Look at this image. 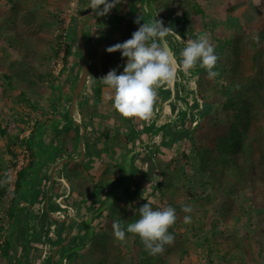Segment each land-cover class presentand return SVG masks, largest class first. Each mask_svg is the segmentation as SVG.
<instances>
[{
    "label": "trees",
    "instance_id": "trees-1",
    "mask_svg": "<svg viewBox=\"0 0 264 264\" xmlns=\"http://www.w3.org/2000/svg\"><path fill=\"white\" fill-rule=\"evenodd\" d=\"M73 2L74 0H0V12L2 7L7 8V11L0 13V42H4L6 47L11 48L15 53L22 56L21 61L14 60L13 55L5 47L1 48V102L6 101L14 93L15 102L20 104L23 102L28 103L27 92L36 91L40 84L43 85L47 82L46 79L54 78L52 67L54 68V65L58 63L57 58L60 57L61 41L64 38L63 32L65 31L64 29L62 33L56 34L58 30L62 29L59 25L61 24L59 19ZM27 4L31 6L29 10L27 9ZM22 11H25L26 14L21 18L20 13ZM44 12L48 13V16H44ZM22 19L23 23H21ZM128 19L123 20L121 26L126 37L131 39L132 34L138 30L140 24L147 21L141 15L139 18L131 17ZM137 20L140 21V24L136 23ZM41 33H46L48 36L51 35V38L40 37ZM83 38L87 52L90 55L89 42L84 31ZM261 38L258 42L253 40L247 43L244 38L239 37L237 42L232 44V50L224 57L230 58L231 62H223L221 64V73L225 76V87H221L219 92L211 90L218 96V100L212 101L209 94L211 91L204 89L199 93L203 99V104L194 103L191 105L193 110L199 111L201 123L197 129L192 128V132L189 130L182 136L178 134L175 128L170 127L167 131V137L173 140L174 144L180 138L181 141L189 146L191 143L192 146L190 152L184 151L180 159L166 160L165 158V160H160L156 164V170L159 171L162 180L155 185V190L160 194V199L166 201V207L171 206L176 210L178 217L177 222L169 229V232L175 237L174 243L165 245L161 254L151 255L137 235L126 233V240L124 242L118 241L114 237L113 222L119 221L123 225L122 222L129 213L130 208V202L121 198L110 206L109 224L94 230L89 244L92 249V255L82 257V262L77 264H127V255L131 249L129 243L132 239L136 240V244L139 246V254L142 256L138 257V259L132 257L130 264H161L163 260L164 264H166L167 256L178 250L182 254L185 252L183 248L187 241L179 233L181 227H188L189 225V223L184 222V217L188 216V213L182 211L184 206L192 208L189 215L191 221H193L192 230L194 232L192 239L201 233L206 235L205 247L208 250L207 256L211 260V264H243L247 261L255 264L256 261L258 262L253 256L251 239L240 240L237 234L225 230L217 231L216 228L219 220H222L223 224L227 225L234 218L240 221L249 215V209L243 203V201L246 202V193L250 192V197L252 198V201L249 199L248 206L253 204L254 200H264V36ZM36 49L41 53L40 56L44 59V65H50L53 62V66L50 65V69L44 74L38 73L31 65L32 55L36 53ZM71 53L72 48L69 44L62 58L64 68L60 74L65 72ZM180 63L182 64V61ZM17 66L18 70H16ZM125 66L126 64L121 56V69ZM229 66H231L230 72L227 71ZM80 70L81 68L79 72ZM217 72L219 73V71ZM100 79L99 77L95 79L96 83L93 87L95 96L99 101H101L102 95V85L98 83L101 81ZM88 105L87 100L80 98L78 108L83 120H86L84 108ZM32 107L35 108V105L32 104ZM4 114L3 111L0 112V139L4 140V148L12 160L11 165L13 167L16 165L14 162L17 157L14 151L16 146L26 144L28 149L33 152L30 166L18 172L14 195L24 196L25 201L33 197V204L36 205L40 202L35 198V195H27L28 192H32L34 185L27 177L32 172L31 169H34L33 166L37 161V155H35V148L33 147L35 143L34 136L33 138L31 136L28 139H20V133L22 134L26 131L24 126L28 124L23 117L18 128L19 133L16 135L12 133V135L10 133V123L2 120L1 115ZM178 125H180L179 122L172 126ZM189 125L191 126V123ZM253 126H255L254 129L250 131ZM253 131L254 137L258 142L257 148L261 152L258 167L254 160L255 147L251 143H247L250 133ZM79 132V127H68L62 131L53 129L54 137L57 136L61 140L63 149L65 147L69 148L71 143L77 144L79 142ZM189 135H194L195 137L189 140ZM126 139L127 137L121 139V142L126 143ZM166 143L167 141L163 137V146L167 147ZM142 161L143 163L148 162L145 157L142 158ZM182 165L188 166L190 169L194 167L197 169V184L192 186L185 184L187 177L183 169H181ZM78 166V164H68L71 169L66 177L71 186L69 198L74 199L73 194H75L77 197L84 199L90 196L94 190L98 194L110 187L118 189L125 183L123 177L126 173L122 172L120 175L118 165H114V168L109 167L106 169L97 178V181L95 176H91L88 173V169L82 170ZM1 168H4V165H0V170ZM150 168L151 171L154 170L153 164H151ZM228 177H231V179ZM198 187L202 192L198 191ZM139 189V183H136L134 188H127L125 192V195L129 196L137 207L147 203L141 200L142 195ZM10 190L8 177L3 171L0 176V204H2ZM208 190H212V192L205 194ZM218 190H221L219 195L215 193ZM218 196L222 200L219 207L220 219L217 218L216 222L211 225V230H208L204 222L199 219V215L200 212H203L204 216H206L208 206L219 204L217 202ZM119 203L122 205L121 209L118 207ZM152 207L153 210H162L153 204ZM197 209L199 211H196ZM97 212L100 216L101 211L97 210ZM258 214L263 213L261 211ZM19 215L20 212H8V218L11 222L13 220L19 221ZM43 218L48 219L47 213H45ZM139 218L140 216L136 217L134 222ZM2 221L3 219L0 217V261L6 264L10 261L14 246L9 239H5L2 236ZM81 226L84 233L89 231L88 224L83 223ZM22 231L24 232V230ZM70 248L72 251L70 250L68 252L70 254L67 253L68 256H66L67 259L72 260L78 256V253H72L75 251V246ZM38 253V256L41 257L42 251L38 250ZM238 258L243 262H239ZM63 261L64 258L57 262L61 264ZM257 262L256 264H258Z\"/></svg>",
    "mask_w": 264,
    "mask_h": 264
},
{
    "label": "rangeland",
    "instance_id": "rangeland-1",
    "mask_svg": "<svg viewBox=\"0 0 264 264\" xmlns=\"http://www.w3.org/2000/svg\"><path fill=\"white\" fill-rule=\"evenodd\" d=\"M27 3V2H26ZM75 4V6L73 5ZM80 4V3H79ZM78 3H72L71 6L60 16L59 22L61 20V30L57 31V35L59 33H62L65 28H67V40H66V47L70 44L72 48V53L68 59V63L66 64L67 67L65 68V72L61 73V70L63 69V61L62 58L59 57L57 65H54V68L52 67V72L54 75L53 79H46L47 82H45L43 85L40 84V87L34 91V92H27V102H23L22 104L15 102L16 97L15 94L13 93L12 96H9V98L6 101L1 102L0 101V112L3 111L5 114L1 115L3 122H9L11 126V131L10 133H14V135L18 134V128L19 125L21 124V118L23 117L26 119L27 123L24 127L26 131L24 133H20V139H28L31 137V134L34 131V134L39 133L37 135H40L41 132L46 133L43 137V141L47 139H51V137H54L53 132L51 131L49 133V128L51 127V124L53 121H55L56 117L53 115L51 111H53V108L51 106L53 102V98L55 99L56 96L60 94V97H63V95L71 102L73 95L75 94V91L78 86V80L82 74L83 70V53L81 50V46L79 44V39L77 35V26L78 24L84 23L85 32L87 34V41L90 44V51L92 58L94 59L95 57L99 58L101 57V48L93 53L92 50V45L98 46L101 38L100 35H103L102 28L103 26H98L99 25V20L95 18L91 19L88 15H84L83 12L87 10L84 6H86V3H81L79 5ZM31 6L27 4V9L29 10ZM33 9V8H32ZM89 9V8H88ZM47 10V9H46ZM7 11V8L2 7L1 12ZM48 11V10H47ZM0 12V13H1ZM8 14V13H7ZM26 14L25 11H22L20 13V17H24ZM44 16H48V13L44 12ZM21 23H23V19L21 20ZM98 26V27H97ZM40 37H49L51 38V35L48 36L46 33H41L39 35ZM259 39L260 36H258ZM251 37L246 38V42L250 43ZM2 47H5L12 55L14 60L21 61L22 56H20L18 53H15L11 48H8L4 45V42H0V56L2 55ZM229 51L232 50V44L229 43ZM97 50V49H96ZM229 51L227 52V55L229 54ZM220 53L223 52L221 49L219 51ZM82 53V55H81ZM231 54V53H230ZM31 55V54H30ZM41 53L39 52L38 49H36V53H34L32 56V62L31 65L33 66V69H35L38 73L44 74L49 68L50 65L53 64H48L44 65V59L40 56ZM56 59V60H57ZM231 59L226 57L222 59L221 62H219L218 70L220 68L219 75L217 76L218 78H209L207 77H198L196 82L195 75L200 76L201 74H197V72L193 71H187L185 70V75L177 79L180 81H172L171 83H166L160 87H171L168 88L170 91V94L168 95L169 97H161L158 95L157 100L154 104V110H153V115L150 119H148L149 125H152L153 123H156L157 126H161V132L162 134L167 136V127H172L175 128L178 131V134L180 136L186 134L187 131H191L193 129H197L199 124L201 123L200 121V115L199 111L193 110L191 108V105L194 103H198L199 105L203 104V99L200 97V91L201 90H215L219 92L221 90V87H225V81L224 78L225 76L221 73V64L231 62ZM231 65V64H230ZM53 66V65H52ZM81 68V71L79 72V69ZM199 69V68H197ZM195 69V71H197ZM18 70V66L16 68ZM231 66H229V69L227 68V71L230 72ZM180 71V70H179ZM184 72V71H183ZM196 73V74H195ZM76 77V80L74 81L73 77ZM173 84L174 86L170 85ZM178 84L181 85L180 89H178ZM201 86V87H200ZM69 88V89H68ZM171 89V90H170ZM172 90L173 95H172ZM162 92V91H161ZM19 93V92H17ZM16 93V94H17ZM59 93V94H58ZM180 93V95H179ZM68 94V96H67ZM211 95V100L216 101L218 100V96H216L214 91H211L209 93ZM8 96V95H7ZM167 96V95H166ZM175 96V97H174ZM62 99V98H61ZM80 100V99H79ZM65 103V101H62ZM32 104L35 105V108L32 107ZM76 105V103H75ZM173 107V108H172ZM85 109V114H86V121L88 120L87 114H88V108ZM55 117V118H54ZM121 117V125L123 124L124 127V132L125 134H122L123 136H126L129 138L128 135H134L136 133V136H138V140L140 142L142 141H149V134L146 131L147 127L145 126L147 124V120H140V119H126L122 117L121 115L117 114L115 116ZM111 121L116 122V119L111 116ZM180 123V126H172L176 123ZM103 122L102 124H98L96 127L100 129L101 126H104ZM191 123V126L189 125ZM114 125V123H112ZM117 125V124H116ZM115 125V126H116ZM122 125V126H123ZM251 128L250 131H252ZM193 128V129H192ZM100 131H102L100 129ZM159 131H151L153 135H156ZM251 135L248 138L247 143H251L254 145V160L256 162V165L258 167V164L260 162V150L257 148L258 147V142L256 141L254 137V131L250 133ZM13 135V134H12ZM195 137L194 135H189V140L193 139ZM35 141V140H34ZM55 143H58L59 140L54 139L53 140ZM132 141V140H131ZM151 145L146 147L145 146H140V151L138 155L143 154L146 156H143L147 159V165L143 163V161L139 160L136 161L134 169L139 172L136 174L137 178H132L128 182V179H125V183L127 182L128 185H131L133 181L135 183H139L140 186V194L142 195V201H150L151 204L155 205L156 207L160 209L166 208V201L160 199V194L156 192L155 190V185L159 183L162 180V177L157 170L156 172L153 170L151 171V163L156 166L157 162L160 160H177L180 159V156L184 151H189L191 150V143L190 146L183 141H178L175 146L172 144V140L170 139V145L168 147H161L158 143V138L157 139H152ZM192 142V141H191ZM52 143V141H51ZM172 143V144H171ZM130 145L132 146L131 142ZM110 150H113V146L109 144ZM106 149H109L107 145H105ZM121 167L126 168L127 171H129L130 167V153L132 149L127 148V147H121ZM132 148V147H131ZM14 151L17 155L16 160L14 162L16 164L20 163V161H23V169L28 168L31 164V161L33 159V152H31L26 144L23 145H18L14 148ZM65 157L68 159L72 158H78L79 157V152L72 153L70 151V148L64 149ZM151 155L152 157H148V154ZM101 155V154H100ZM142 157V158H143ZM99 160V158H97ZM11 157L10 155L6 152V149L4 148V140L0 139V165H4V168H1L0 170V176L2 175V172L6 174L8 177V183L11 186L12 190L7 194V196L4 198L2 204H0V217L3 219V231H2V236L5 239H9L11 244L14 246L12 249V254L10 261L7 262L6 264H38V250L44 252V247H47L45 250H47L48 255L54 253L55 249L64 247L65 249L61 251L59 255L56 254L55 261H61L63 258L68 256V253L71 248L75 246L74 248L75 251L72 253L77 252L78 256L72 260L67 259V262L63 261L61 264H77L79 262H82V257H87L92 255V249L90 247V239L92 238L94 234V230H98L101 227H105L109 224L110 219H109V213H110V206L114 204L117 200L123 198L127 201L130 202V208H129V213L127 214L126 218L123 220V225L127 227L128 223L134 222L135 218L140 216L139 214V208L137 207L133 202L132 199L129 196L125 195L124 189L128 188L125 186V183L123 186H121V193H116L115 195L111 196L112 192L109 194H106V198L103 197V204H100L99 206L101 207L100 209H97L100 213V216L98 215L97 210L94 211V216L90 217L87 216L84 218L83 223H87L89 226V231L87 233H84L82 226L80 224L76 226L73 224V227L69 228L70 232L68 231L67 236L64 238H61L59 242L57 241V244L55 243H50L47 241L48 238V232L44 231L45 230V220L41 219V215L43 214L42 208H39L40 205L36 206L35 204L32 203V199L25 201L24 196L18 195L15 196V181H16V175L14 174V170L12 165H11ZM108 162L107 158L105 157L103 163ZM142 163V165H141ZM98 164L101 166L102 161L98 162ZM176 164V163H175ZM134 165V164H133ZM147 166V167H146ZM96 167V166H95ZM99 169L101 167L97 166ZM142 167H144L143 172L145 170L147 171L145 174L142 173ZM111 168H114L111 166ZM181 169H183L185 175H186V185L192 186L193 184H197L198 180V175H197V169L194 168H189L188 166L182 165ZM98 169H95L94 173H96ZM148 174V175H147ZM91 175V174H90ZM94 175V174H93ZM91 175V176H93ZM95 176V175H94ZM231 179V177H228ZM67 181V179H66ZM68 186H70L69 181H67ZM71 187V186H70ZM198 191L202 192V190L198 187ZM212 192V190L206 191L205 194H209ZM221 190H218L217 193H219ZM246 202L243 201L244 205L248 207L249 209V215L246 218H243L240 221H237V218H234L230 221L229 224L224 225L222 220L218 221V227L216 228L217 231H230L239 237L240 240L242 239H251L252 241V250H253V256L255 257L256 260H258V264H264V200H258L253 202L250 206H248V201H252V198L250 197V192L246 193ZM39 199H42L41 201L45 200V194L44 197L40 196ZM250 199V200H249ZM39 201V200H38ZM221 198L218 196V201L219 204H212L207 207V214L204 216V213L200 212L199 219L201 222H204L205 226L207 227L208 230H211V225L216 222V219L219 218V207L221 203ZM34 205V206H33ZM121 203H119V209H121ZM45 209V208H44ZM206 210V211H207ZM12 211L13 213H18L20 212L19 215V221L16 222V220H13L12 222L8 218V212ZM196 211H199L198 209ZM203 211V210H202ZM263 214H258L261 212ZM190 213H188V216ZM82 223V224H83ZM81 224V225H82ZM192 224L193 221L189 222L188 227H181L179 230V233L183 236V238L187 241L185 244L183 250L185 251L183 254L180 252V250L176 251L175 253L169 255L166 257V264H211V260L207 256V248L205 247V240H206V235L205 233H201L196 235L192 239ZM54 229V235L57 233V227L53 228ZM24 230V232L22 231ZM48 230L49 226H48ZM46 233V235H44ZM29 238V239H28ZM70 241V243H67L64 245L65 240ZM136 240L132 239L130 241L129 247L130 252L127 255L126 263L130 264V259L132 257H135L138 259L142 255L139 254V246L136 244ZM70 245V246H69ZM67 247V248H66ZM128 247V248H129ZM77 249V250H76ZM72 251V250H71ZM127 252V249H126ZM68 253V254H67ZM43 254V253H42ZM42 256V255H41ZM64 256V257H62ZM48 258V256H47ZM46 258V259H47ZM50 257L48 258V260ZM46 260V261H48ZM237 260V259H236ZM239 260V258H238ZM237 260V262H238ZM235 263L236 261H232ZM236 262V263H237ZM239 262H243L240 261ZM238 262V263H239ZM255 262V264H256ZM0 264H4L0 261ZM58 264V262H56ZM161 264H164V260L162 261ZM243 264H252L251 262L247 261L246 263Z\"/></svg>",
    "mask_w": 264,
    "mask_h": 264
},
{
    "label": "crops",
    "instance_id": "crops-1",
    "mask_svg": "<svg viewBox=\"0 0 264 264\" xmlns=\"http://www.w3.org/2000/svg\"><path fill=\"white\" fill-rule=\"evenodd\" d=\"M109 2H112V0H109ZM73 3H86V6L84 7L87 8V10L83 12L84 15H88L91 19L95 18V21L96 19L99 20L100 22L98 26H103V35H100L101 41L99 45H92L94 54V51L97 52L99 48H101V57H95L93 59L92 55L88 54L89 65L87 81L82 92L79 94L75 106H73V98L75 94L73 95L71 102H69L64 95L63 97H60L59 93L55 99L53 98L51 104L53 111L51 112L58 117L52 122L51 127L49 128V133L51 131L53 132V129L62 131L68 127H79V142L77 144L71 143L69 148L72 153L79 152L80 155L78 158L68 159L65 157L64 149L60 142L61 140L58 139L57 136L43 141L42 138L45 137L44 135H46V133L41 132L40 135H37L39 133L34 134L33 132L32 134L34 135L31 136L32 138L34 136L35 140L33 147L35 148L34 153L37 155V161L33 166L34 169H31L32 172H30V175L27 177L34 184L32 192L27 191V195H35V198L39 200L40 203L36 204V206L40 205L39 208L43 207L41 219L45 220L46 226L44 231L47 230V226H49L51 230L50 232L47 230V241L55 244H57V241L59 242L61 238L67 236L68 231L70 232L69 228L73 227L71 222V220H73L72 218L76 217L75 225L78 226L80 224L81 226L84 218L89 215L90 217H93L95 215L94 211L101 208L99 205L103 204L102 198H106V194L112 192L111 196H113L115 195V192L121 193L120 186L118 189L110 187L106 190H102L98 194L95 192L96 190H94L90 196L84 199L77 197L75 194H73L74 199L69 198L71 195V189L66 181L69 170H71L68 167L69 163L78 164V168L82 170L88 169L89 174L95 175L96 181L106 169L118 165V172L120 175L122 172L126 173V175L124 174L123 179L124 181L125 179H128L129 182L132 178L135 180V178H137L136 174L140 171L139 169V171H136L133 167L135 166L136 161H141L142 157L146 156L141 153L138 155L140 146H145L146 148L151 145L150 140L158 138L159 145L163 147L162 140L164 135L161 132L162 127H158L156 123L149 125L148 120L145 126L147 127L146 131L150 137L149 141L140 142L136 133L132 131L134 135H128L129 138L126 135L128 139L125 140L126 143L121 142V139L126 138L122 135L125 134L123 133L125 126L123 124V126L121 125V117H115L119 113L113 107V100L110 99L111 96H114V91L102 81H99L98 83L102 85L101 101L97 100L94 93L93 87L96 83V78L99 77L102 79L113 69L117 71L118 75L124 72V68L121 69L122 53H108L106 51L108 47L128 40L121 26L123 20H129L128 18L131 17L139 18L141 15L147 22H150L157 15L156 19L162 20L165 27H170L173 30L171 34L164 38V42L170 53H172L175 62L176 76L173 82L180 81V79L177 80L180 75L183 77L186 76L185 70L180 63L182 61L181 52L186 46V41L197 40L202 34H207L209 42L215 49L218 61L221 62L229 51V43L233 44L237 42L239 37H242L245 40L247 37H251V41H253L256 40L257 36H260V38L264 36V0H123V3L113 8L106 16H99L94 13L92 9H88L90 0H74ZM73 5L75 6V4ZM85 28L83 29L84 32ZM90 47L89 44V50H91ZM221 49L223 50L222 53L219 52ZM122 58L123 62L126 64L127 58ZM218 61L217 65L219 64ZM195 69H197V71H195ZM215 69L214 71L220 72V68L219 70ZM189 71L201 74L200 76L195 75L194 78H196V82H198V77L202 76L205 78L208 76L207 70L200 66L199 61L197 62L196 67ZM215 78L218 77L216 76ZM73 79L75 81L76 77L74 76ZM170 85L174 86L173 84ZM180 86L181 85L178 84V89L181 88ZM168 88L171 87H159L157 89V96H160L161 94L162 98L169 97L168 95L170 94V91ZM173 92L174 91L172 90V95ZM80 98L82 100H87L89 103L86 107L89 109L87 114L88 121L83 120L79 113L78 103ZM62 101H65V103ZM111 116L116 119V122L111 121ZM103 122H105V127L101 126L100 129L102 131H100L96 126ZM112 123H114V125ZM167 129H169V127H167ZM155 130L159 132L156 135H153L151 131ZM54 139L59 140L58 143H55L53 141ZM165 140L167 141L166 144L170 145V138L166 135ZM130 142L132 146L130 145ZM109 144L114 147L112 151L110 150L111 147H109ZM105 145H107L109 149H106ZM172 145L175 146L176 144L173 143ZM121 147L132 149L129 154V171H127L126 168L121 167V150H123ZM146 154H148L149 158L152 157L149 153ZM105 157L108 162L103 163ZM97 158H99V160ZM101 161V166L103 167L98 164V162ZM144 164L147 165V162ZM97 166L101 167V169ZM142 168V173L145 174L147 171L145 170V172H143L144 167ZM95 169H98L96 173L93 171ZM154 171H157L156 166H154ZM131 183L133 184L128 185L126 182L125 186L130 189L134 188V185L136 184L135 181ZM126 190L127 188L124 189V192ZM44 194L45 200L41 201L42 199L39 198L40 196L44 197ZM59 201L61 205L59 204ZM68 205L74 212L75 217L70 215L68 210L64 208V210H67L66 213H64L66 219L58 222L54 213H57L58 210H62V206L67 207ZM45 213H47L48 219L43 218ZM53 225H55L54 227H57V233H55V235L54 230L52 231L54 228H52ZM44 235H46V233ZM63 243L66 245L67 243H70V241L69 239H66ZM64 249V247H57L54 253L50 256L51 259L48 261H46V258L43 256H38V253V262L36 263L54 264L56 254L59 255Z\"/></svg>",
    "mask_w": 264,
    "mask_h": 264
},
{
    "label": "clouds",
    "instance_id": "clouds-1",
    "mask_svg": "<svg viewBox=\"0 0 264 264\" xmlns=\"http://www.w3.org/2000/svg\"><path fill=\"white\" fill-rule=\"evenodd\" d=\"M121 3L123 0H112V2L90 0L88 8L99 16H106ZM156 16L150 22L143 24L137 20L136 23L140 26L132 34L131 39L106 49L108 53L121 52L122 57L127 58L122 74L118 75L117 71L113 69L100 79L114 91V96L110 97L113 100V107L126 119H150L157 100V89L166 83H171L176 76L173 55L164 42V38L173 30L170 27H165L163 21L156 19ZM256 40L259 41L258 36ZM181 57L184 70L195 68L199 61L200 66L207 70L209 78L219 75L217 71H214L215 68L217 69L218 57L207 34H202L197 40L186 41ZM138 210L140 218L135 222L128 223L126 228L119 221L113 222L114 237L118 241L124 242L126 233L137 235L149 254H161L165 245L174 243L175 237L169 232V229L177 222L176 210L171 206L163 210H153L150 201H147ZM182 211L190 213L192 208L184 206ZM190 221V216L184 217L185 223ZM46 228L48 230V226ZM46 248L44 247V250ZM51 255L49 254L48 258ZM64 261L67 262V256Z\"/></svg>",
    "mask_w": 264,
    "mask_h": 264
},
{
    "label": "water",
    "instance_id": "water-1",
    "mask_svg": "<svg viewBox=\"0 0 264 264\" xmlns=\"http://www.w3.org/2000/svg\"><path fill=\"white\" fill-rule=\"evenodd\" d=\"M83 27H84V23L78 24L77 35H78L79 43H80L81 50L83 53L84 69H83L82 74L79 78L78 86H77V89L75 91V95L73 98V106H75V103L78 100L79 94L82 92V90L85 86V83L87 81V74H88V65H89L88 60L89 59H88V53H87V49H86V45H85V40L83 38ZM215 70H217V69H215Z\"/></svg>",
    "mask_w": 264,
    "mask_h": 264
},
{
    "label": "built area",
    "instance_id": "built-area-1",
    "mask_svg": "<svg viewBox=\"0 0 264 264\" xmlns=\"http://www.w3.org/2000/svg\"><path fill=\"white\" fill-rule=\"evenodd\" d=\"M63 40L61 41L62 45H61V52H60V57L63 58L64 57V54H65V47H66V40H67V28H65V31L63 32ZM59 65V63H58ZM23 161L21 160L20 163L16 164L15 167L13 168L14 170V174L16 175V181H17V178H18V172H20L21 170H23ZM15 181V183H16ZM10 189L12 190L11 186H10ZM59 204L61 205L60 201H59ZM64 208H66L69 212L70 215H73L74 216V212L72 211L71 207H69V205L66 207V206H62L61 209L62 210H58L57 213H54V216L56 217V219L58 220V222L60 221H64L66 219L64 213H66L67 210H64ZM76 218V217H75ZM75 218H72L73 220H71L72 224H75ZM55 225L52 226V228L54 227ZM55 228V227H54ZM54 229H52L53 231ZM46 248V247H45ZM48 256V253H47V250H44V253H43V257L44 258H47Z\"/></svg>",
    "mask_w": 264,
    "mask_h": 264
}]
</instances>
